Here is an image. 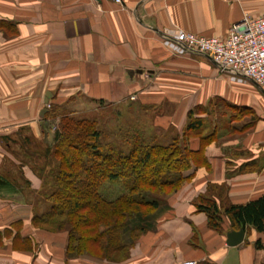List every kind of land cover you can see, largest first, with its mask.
<instances>
[{
  "label": "crops",
  "instance_id": "0c3cea01",
  "mask_svg": "<svg viewBox=\"0 0 264 264\" xmlns=\"http://www.w3.org/2000/svg\"><path fill=\"white\" fill-rule=\"evenodd\" d=\"M263 13L264 0H0V264H264V231L247 226L231 247L227 234L238 229L230 219L218 231L197 209L202 198L225 209L264 196V92L208 55L182 54L163 40L176 30L223 37ZM53 61L59 96L91 94L124 108L126 125L152 126L161 139L188 137L185 182L122 263L69 260L68 234L35 223L53 142L36 122L49 110L47 95L48 104L57 95ZM222 109H239V127L229 129L239 136H227V126L206 145L195 130L184 136L191 121L225 117Z\"/></svg>",
  "mask_w": 264,
  "mask_h": 264
},
{
  "label": "trees",
  "instance_id": "16d2710c",
  "mask_svg": "<svg viewBox=\"0 0 264 264\" xmlns=\"http://www.w3.org/2000/svg\"><path fill=\"white\" fill-rule=\"evenodd\" d=\"M203 126L201 120L191 121L187 131L201 130ZM186 139L181 143V138H175L169 145L137 141L139 144L130 154L115 150L104 154L97 145L90 149L93 163L85 164V152L77 147V139L57 136L54 157L62 160L71 156L74 165L60 170L58 195L54 196L49 214L42 218L55 220L57 231L69 232L67 253L80 255L90 251L94 255L100 250L106 255L116 243L119 251L124 252L136 241L128 240L132 235L150 230L156 214L163 208L164 198L178 191L185 182L183 172L190 168L193 158ZM202 140L206 145L213 136ZM85 174L89 181L83 180ZM51 176L52 169L44 177L45 181ZM105 179L123 181L126 193L115 200L105 199L100 193L101 180ZM59 197L61 204L57 202ZM197 209L206 213L210 227L218 231H222L223 216L230 219L235 229L253 226L258 232L264 231V196L246 205H230L225 209L213 199L202 198ZM42 218H37L35 223ZM101 226L108 228L103 231ZM102 241L106 242L104 247Z\"/></svg>",
  "mask_w": 264,
  "mask_h": 264
},
{
  "label": "rangeland",
  "instance_id": "374dc122",
  "mask_svg": "<svg viewBox=\"0 0 264 264\" xmlns=\"http://www.w3.org/2000/svg\"><path fill=\"white\" fill-rule=\"evenodd\" d=\"M51 84L52 89L57 91L56 96L48 104V113L41 120L37 119L36 122V130L40 133V128L44 133V136H52V147H51V169L52 176L50 179L44 182L46 185V189L41 193L37 194V198L39 201L37 202V210L40 212V217H45L49 214L52 205L54 204V196L58 195L59 190L57 189V181L59 180V172L60 170L65 168V166L69 167L74 162L69 156L67 159H58L54 157V146L56 144L57 136H70L72 138L77 139V147L84 150L83 158L85 157L86 163H93V159H91L92 151L91 147L99 145L102 153L108 154L111 150L117 151V153L130 154L134 147L138 145L139 142L145 144L151 143H159L157 139L163 136L162 131H154V127L150 126H133L126 125L128 119H125V109L117 106L109 105L106 101H99L93 99L91 94H85L79 98H68L65 99L58 94V90L61 89L62 78L57 75H54L57 70L55 69V65L59 64V61H53ZM231 77L238 81L235 75H231ZM42 80L40 81V83ZM47 83V82H46ZM49 88L48 85H46ZM83 98V99H82ZM134 100V97L132 98ZM226 116H221L219 113L216 116H213L212 120L210 119L201 130L195 131L196 136H221L223 135V129L227 126L226 133L227 136H239V132H230L233 127L231 124L235 121L238 122L239 127V109L231 110V109H222ZM129 117V116H128ZM215 119V120H213ZM133 120V119H132ZM46 123V124H45ZM226 124V125H225ZM39 125V126H38ZM40 127V128H39ZM145 128V129H144ZM151 130L149 131V129ZM148 129V130H147ZM230 129V130H229ZM239 131V130H238ZM164 133V132H163ZM194 132L187 131L184 136H193ZM31 136V135H29ZM168 136V137H167ZM164 136V138H160L161 145H169L172 143L173 139L170 137L171 135ZM159 137V138H158ZM188 139V137H187ZM186 139V140H187ZM183 138H181V143ZM189 140H187L188 143ZM42 150V149H41ZM82 151V150H81ZM96 163V161H95ZM47 164V162H46ZM74 165V163L72 164ZM145 174L143 173V177ZM88 176L85 174L83 176V180L89 181ZM59 182V181H58ZM126 185L123 181H110V180H101L100 193L102 197L107 200H115L118 197L122 196L126 193ZM52 195V200H51ZM58 204H61V200L57 199ZM63 202V201H62ZM58 225V224H57ZM133 223H130V226L127 228L131 229ZM37 228H41L47 232H64L57 231L56 229V221L44 220L41 219V222L37 223ZM108 227L101 226V230L106 231ZM121 228V227H120ZM66 232V231H65ZM69 238V232H66ZM133 234V233H132ZM131 234V235H132ZM118 238V237H117ZM138 236L132 235V239H128L130 241L137 240ZM130 241L128 243H130ZM104 242V241H102ZM104 244V245H103ZM103 247L106 245L104 242ZM123 247V244H120ZM119 243L116 245L110 246L111 252L105 255V252L97 250L94 255H91V252L83 253L80 255H69L66 252L67 258L69 260L76 259H89V260H98L102 262H112V263H122L125 261L126 256L123 254V250L119 251L118 248Z\"/></svg>",
  "mask_w": 264,
  "mask_h": 264
},
{
  "label": "built area",
  "instance_id": "2783aa9c",
  "mask_svg": "<svg viewBox=\"0 0 264 264\" xmlns=\"http://www.w3.org/2000/svg\"><path fill=\"white\" fill-rule=\"evenodd\" d=\"M163 34L165 43L178 52L208 55L221 70L231 72L241 81H250L264 91V13L257 18H243L223 37H205L182 30Z\"/></svg>",
  "mask_w": 264,
  "mask_h": 264
},
{
  "label": "water",
  "instance_id": "95a60500",
  "mask_svg": "<svg viewBox=\"0 0 264 264\" xmlns=\"http://www.w3.org/2000/svg\"><path fill=\"white\" fill-rule=\"evenodd\" d=\"M210 57V56H209ZM211 58V57H210ZM262 90V89H261ZM263 91V90H262ZM264 92V91H263ZM48 97L46 98V109L44 110L43 113H45L48 109V101H49V97L51 96L50 94L47 95ZM245 238V230L241 229L238 231H230L227 234V244L231 247H236L238 245H240Z\"/></svg>",
  "mask_w": 264,
  "mask_h": 264
}]
</instances>
